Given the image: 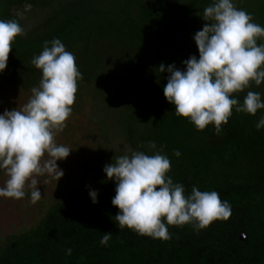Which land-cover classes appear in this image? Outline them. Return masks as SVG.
Wrapping results in <instances>:
<instances>
[{
	"label": "trees",
	"instance_id": "obj_1",
	"mask_svg": "<svg viewBox=\"0 0 264 264\" xmlns=\"http://www.w3.org/2000/svg\"><path fill=\"white\" fill-rule=\"evenodd\" d=\"M25 2L33 9H47L29 20L30 27L14 14ZM180 2L0 0V20L17 19L25 30L11 45L0 89L38 86L41 72L31 60L45 41L59 39L75 56L81 74L75 95L86 85L116 95L126 106L136 103L127 125L132 148L151 154L148 142H155L170 159L168 175L174 183L182 184L185 194L193 186L216 191L231 205L229 218L214 220L198 233L188 224L167 226L168 240L120 229L114 222L119 209L111 203L115 182L102 171L109 164L104 162L78 181L35 228L8 237L0 245V264H264V129L255 128L264 110L256 116L233 110L219 135L212 125L197 131L188 119L175 115L163 94L167 73L155 69L163 63L183 70L184 60L198 58L192 37L206 21L197 13L211 0ZM234 3L264 26V0ZM249 90L260 92L264 100L261 87L234 95L242 103ZM174 150L181 155L174 156ZM89 190L98 192L97 203ZM104 233L112 234L107 245L99 243ZM68 248L71 255L66 254Z\"/></svg>",
	"mask_w": 264,
	"mask_h": 264
},
{
	"label": "clouds",
	"instance_id": "obj_2",
	"mask_svg": "<svg viewBox=\"0 0 264 264\" xmlns=\"http://www.w3.org/2000/svg\"><path fill=\"white\" fill-rule=\"evenodd\" d=\"M31 8L30 3L23 4L24 12ZM197 14L206 21L192 37L198 58L192 55L184 60L183 70L161 63L155 71L167 73L163 94L175 115L188 119L197 131L212 125L219 135L233 110L251 116L264 110L260 92L247 91L242 103L234 95L264 82V42L258 43L264 41V26L254 23L252 15L237 8L234 0H211ZM24 34L17 19L0 20V73L7 68L12 43ZM31 64L41 72L38 86L31 89L22 107L0 113V172L7 177L0 197L19 200L27 188L29 202L35 204L41 199L36 177L59 180L64 175L57 161L65 160L72 150L58 144L56 135L72 113L81 74L75 56L57 38L45 41ZM255 128L264 129V114ZM148 149L151 154L123 148L124 154L114 155L102 169L107 180L115 182L111 203L119 209L114 222L120 229L168 240L167 226L188 224L198 233L214 220L229 218V202L222 201L216 191H200L196 186L185 194L183 185L168 175L169 157L153 141ZM173 155L181 154L174 150ZM88 194L93 203L98 202L97 191ZM111 237L104 233L99 243L107 245ZM71 253V248L66 249L67 255Z\"/></svg>",
	"mask_w": 264,
	"mask_h": 264
},
{
	"label": "rangeland",
	"instance_id": "obj_3",
	"mask_svg": "<svg viewBox=\"0 0 264 264\" xmlns=\"http://www.w3.org/2000/svg\"><path fill=\"white\" fill-rule=\"evenodd\" d=\"M46 10L42 5L36 9L31 8L28 12L18 7L14 14L26 20L27 27H30L33 22L29 20ZM18 13H22V16ZM251 87L257 86L253 84ZM259 87L264 89V82ZM31 95V89L4 86L0 89V113L5 109H19ZM114 97L116 95L104 93L92 86L82 85L78 89L71 106L72 113L66 120L63 131L56 135L58 144L72 150L65 160L57 161L64 175L59 180L47 176L36 177L41 199L35 204L29 202L27 193L30 190L27 188L22 199L0 197V245L12 235L35 228L47 211L60 202L78 181L101 168L104 162H112L114 155L124 154L121 151L123 148L134 150L130 144L127 125L131 122L136 103L126 106V103H121ZM128 108L132 111L125 110ZM6 179L3 172H0V187L4 186Z\"/></svg>",
	"mask_w": 264,
	"mask_h": 264
},
{
	"label": "flooded vegetation",
	"instance_id": "obj_4",
	"mask_svg": "<svg viewBox=\"0 0 264 264\" xmlns=\"http://www.w3.org/2000/svg\"><path fill=\"white\" fill-rule=\"evenodd\" d=\"M57 1H69V0H57ZM71 1H73V0H71Z\"/></svg>",
	"mask_w": 264,
	"mask_h": 264
},
{
	"label": "water",
	"instance_id": "obj_5",
	"mask_svg": "<svg viewBox=\"0 0 264 264\" xmlns=\"http://www.w3.org/2000/svg\"><path fill=\"white\" fill-rule=\"evenodd\" d=\"M242 240H244V237H242Z\"/></svg>",
	"mask_w": 264,
	"mask_h": 264
}]
</instances>
